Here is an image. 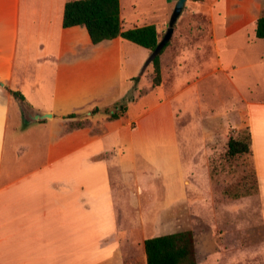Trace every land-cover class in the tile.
Masks as SVG:
<instances>
[{
	"label": "crops",
	"instance_id": "1",
	"mask_svg": "<svg viewBox=\"0 0 264 264\" xmlns=\"http://www.w3.org/2000/svg\"><path fill=\"white\" fill-rule=\"evenodd\" d=\"M68 1L0 0V264H146L143 243L151 237L137 235L145 229L144 203L157 189L165 190L169 208L151 236L189 231L185 222L181 227V206L197 169L182 158L190 143L181 138L178 119H235L234 94L231 110L222 112L204 105L197 88L223 73L234 76L228 82L235 93V56L242 69H264V57L233 50L239 34L252 29L255 35L264 0H186L159 57L160 85L145 93L141 82L153 74L144 65L149 50L119 37L93 44L84 27L63 28ZM119 3L123 31L153 24L160 34L177 0L148 21L123 14ZM183 16L199 18L180 21ZM11 92L52 118L26 123ZM240 99L259 213H247L245 222L244 213H235V264H264V98ZM121 100L126 111L119 119L91 115ZM71 114L88 116L99 132L67 127ZM194 242L196 264L203 253L230 264L221 247L201 252L196 236Z\"/></svg>",
	"mask_w": 264,
	"mask_h": 264
},
{
	"label": "rangeland",
	"instance_id": "2",
	"mask_svg": "<svg viewBox=\"0 0 264 264\" xmlns=\"http://www.w3.org/2000/svg\"><path fill=\"white\" fill-rule=\"evenodd\" d=\"M120 2L123 14L126 15L133 11L138 21L141 19L148 21L151 18L163 16L167 10L169 11L171 0H120ZM262 12L264 13V10ZM171 14L164 22V29L159 34L160 40L166 33ZM190 18L198 19L199 17L183 16L180 21L190 20ZM177 30L178 32L181 31L180 28ZM174 34L175 26L170 41ZM238 36L239 40L233 49L235 55L244 52L248 53L249 56L253 55L255 60L264 57V41L257 39L252 29H247L245 33L242 32ZM247 36L253 39L248 46L244 42ZM135 47L139 49L138 46ZM144 51L147 53V50ZM175 58L177 57L175 56ZM147 59L148 53L144 65L147 63ZM186 64L188 67L189 63ZM235 65H237V69H235V79H237L235 93L228 82L234 76L223 73L218 76L217 81L212 77L203 79L197 88V96L203 98L204 105L222 112L231 110V97L234 94L235 119H231L230 116V119H178L177 122V130L181 138L185 136L190 143V151L183 152L182 158L197 169L191 173V184L186 189L187 203L185 206H181V210L185 211V221H182L181 227L185 222L186 228H189V231L196 236V243L201 252L213 251L217 246L221 247L225 251L224 259L225 257L230 259V264H235V213H239V215L244 213L241 218L244 220L240 222H245L247 213H259V204L256 200V184L251 158L248 155L228 158L226 156L227 142L229 139H244L249 133L246 122V107L240 98L249 100L264 98V69L256 71L242 69L243 61L239 56H235ZM189 68L191 69V67ZM152 78L153 74L149 77V82L148 77L143 78L141 85L146 87L142 93L147 92V88L153 86ZM131 98L132 96H129V99ZM66 125L69 128L79 125L88 126L93 131L99 132V125L86 117L67 119ZM182 142L183 139L181 144ZM206 166L209 168V173L205 170ZM112 170L115 172L114 167ZM143 173L146 171L144 170ZM166 182L169 181L166 180ZM173 190L172 187L168 188L170 193ZM165 196V190L160 187L151 197V203L147 201L144 203L143 212L145 215L142 222H144L145 229L143 235L140 232L141 229H138L140 232L137 235L138 239L140 236L152 237L151 235L155 233L152 228L155 227L158 219L167 221L169 205ZM119 206L122 205L119 204ZM119 222L125 224L129 221L119 220ZM148 228L152 230L149 231ZM203 256H199V264H219V261L205 260Z\"/></svg>",
	"mask_w": 264,
	"mask_h": 264
},
{
	"label": "trees",
	"instance_id": "3",
	"mask_svg": "<svg viewBox=\"0 0 264 264\" xmlns=\"http://www.w3.org/2000/svg\"><path fill=\"white\" fill-rule=\"evenodd\" d=\"M74 26L84 27L93 44L119 37L149 50L151 53L160 41L157 29L153 24L125 31L122 30L119 0H71L66 2L63 9L62 27L69 28ZM255 37L264 41V15L256 20ZM168 44L169 42L150 63L153 68V86L160 85L159 57ZM11 95L16 99L24 100L18 92H11ZM125 111V102L121 100L108 108L94 109L91 115L101 112L107 116V120L112 121L119 119ZM85 117L88 118L85 115L71 114L65 118L83 119ZM81 127L84 126L79 125L73 128ZM250 145V133L244 139H229L226 156L228 158L240 155H248L250 157ZM253 176L256 184L255 194H257L258 186L254 169ZM143 244L146 264H196L195 242L191 231L147 238Z\"/></svg>",
	"mask_w": 264,
	"mask_h": 264
},
{
	"label": "water",
	"instance_id": "4",
	"mask_svg": "<svg viewBox=\"0 0 264 264\" xmlns=\"http://www.w3.org/2000/svg\"><path fill=\"white\" fill-rule=\"evenodd\" d=\"M186 0H178L177 3L174 6V9L172 11L171 17L168 22V26L166 29L165 35L162 37V39L159 41L157 47L153 52L150 53L148 59H147V65L151 63V61L157 57L163 47L170 41L173 31H174V26L176 22L178 21L185 5ZM19 103L22 105L23 110L25 112L26 120L25 122L27 123L28 121H43L47 119H51L52 115L50 113H41L32 109H29L28 107L24 106L21 100H18Z\"/></svg>",
	"mask_w": 264,
	"mask_h": 264
},
{
	"label": "built area",
	"instance_id": "5",
	"mask_svg": "<svg viewBox=\"0 0 264 264\" xmlns=\"http://www.w3.org/2000/svg\"><path fill=\"white\" fill-rule=\"evenodd\" d=\"M195 2L199 3L200 1L199 0H195Z\"/></svg>",
	"mask_w": 264,
	"mask_h": 264
}]
</instances>
